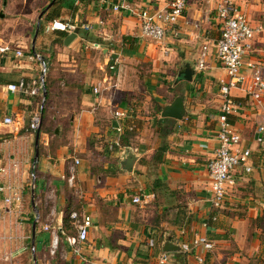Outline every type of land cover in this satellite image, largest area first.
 Instances as JSON below:
<instances>
[{"label":"crops","instance_id":"obj_1","mask_svg":"<svg viewBox=\"0 0 264 264\" xmlns=\"http://www.w3.org/2000/svg\"><path fill=\"white\" fill-rule=\"evenodd\" d=\"M11 1L2 0L0 8V48H8L0 52V186L10 188L0 195V264H156L162 254L165 264H198L197 254L201 264H264V138L256 130L264 99L256 104L239 89L230 90L236 110L228 122L239 135L238 149L249 151L250 172L234 169L224 209L209 220L214 210L205 165L217 147L218 90L227 81L215 58L220 26L214 4L188 0L175 34L153 41L140 36L136 14L160 10L166 0H63L57 20L87 30L78 28L64 44L67 34L43 30L48 8L32 44L47 0H33L30 10L24 0ZM236 4L251 26L264 13L250 0ZM252 43L253 52L242 60L244 75L247 64H264V36ZM202 47L204 68L198 71ZM113 54L119 55L116 88L95 95L92 87L109 74ZM34 55L46 66L42 102L6 89L38 79ZM186 65L189 80L182 76ZM177 98L181 118H162ZM34 112L41 119L36 133L28 130ZM116 113H122L119 120ZM4 118L11 123L3 124ZM126 150L134 158L129 170L120 164ZM14 194L18 201L3 202ZM70 213L91 221L78 255L63 237L72 230ZM51 230H58L54 248ZM195 235L210 240L212 250L183 253L181 242Z\"/></svg>","mask_w":264,"mask_h":264},{"label":"built area","instance_id":"obj_2","mask_svg":"<svg viewBox=\"0 0 264 264\" xmlns=\"http://www.w3.org/2000/svg\"><path fill=\"white\" fill-rule=\"evenodd\" d=\"M188 0H166L165 6L154 12L144 8L137 12L136 16L139 21L140 36L142 38L161 41L167 32L171 31L175 34L173 27L176 23L183 19L184 12ZM214 4L213 11L217 19L220 29L219 37L215 43V58L220 67L225 72L227 81L221 83L219 87L220 106L217 115L218 130L216 133L217 147L212 153V156L207 160L205 168L207 177L209 179V203L214 210V215L210 217V222H215L218 213L224 209L226 202V189L233 185L231 177L232 172L236 168H242L245 173L250 172V167L246 164L249 156L247 149H238L239 135L234 130L232 125L228 122L229 115L235 113L236 107L232 102L230 96L231 89H239L244 92L249 99L259 104L264 99V64L255 63L247 64L249 70L248 75L241 73L242 60L244 56L253 52V38L255 36H264V24L256 23L251 26L244 15L239 11L236 0H207ZM121 8L131 10L126 2H123ZM116 11L117 7H113ZM81 28L87 30L85 25L79 26L72 22H63L59 20H52L44 25V32H62L70 34L74 29ZM89 48L98 50L100 45L91 43L87 45ZM8 48H0V52L7 51ZM264 54V50L262 51ZM15 56H21L20 51H15ZM34 58L39 62V77L35 81L25 82L19 80L16 84L6 86L10 92L20 93L29 97H38L42 102V93L44 92L43 78L46 72L45 63L38 55ZM205 47L198 57L196 63V70L200 71L204 68ZM119 64V55L113 54L107 65L108 75L95 83L92 87L93 94H100L101 91H111L116 88L117 66ZM122 117V113H116L115 118L118 120ZM11 123L10 118H4L3 124ZM41 119L38 113L34 112L29 119L28 130L36 133L39 129ZM132 127H128L127 131H131ZM257 133L264 138V111L260 116V123L257 125ZM115 133L118 136L123 134L121 126L115 128ZM78 164L77 160L73 161V165L68 167V176L66 183L68 187H72L74 182L73 167ZM33 181V175H31ZM32 188V185H31ZM10 188L0 186V195L9 192ZM3 202L9 205L12 201H18L14 195L6 196L2 199ZM132 203H139L138 197H133ZM70 226L74 230L73 235H64V241L71 249L72 253L78 255L80 253V246L87 240V231L90 227V218L76 213L68 215ZM37 221L35 217L34 222ZM207 228V223L203 224ZM48 231V227L43 228ZM57 232L51 230V247L54 248L57 243ZM183 234V232H181ZM201 248V251L207 253L212 250L213 243L205 236L195 235L188 242H181L180 250L183 253H188L190 250ZM32 251V249H31ZM9 261V256H4L3 263ZM195 261L198 264L203 262L201 255L195 256ZM166 255H161L156 264H165Z\"/></svg>","mask_w":264,"mask_h":264},{"label":"water","instance_id":"obj_3","mask_svg":"<svg viewBox=\"0 0 264 264\" xmlns=\"http://www.w3.org/2000/svg\"><path fill=\"white\" fill-rule=\"evenodd\" d=\"M54 2V0H51L46 6L45 8L39 13L38 17H37V22H36V27H35V32H34V36L32 38V44L35 40L36 37V33H37V27L39 24V20L40 17L43 15V13L52 5V3ZM78 31V28L74 29L70 34H67L66 37L64 38V44H68L72 39H74V37L76 36ZM182 76L184 79L189 80L190 76H191V71L187 70V65L185 66V69L182 71ZM42 96L44 97L45 94L44 92L42 93ZM160 116L162 118H172V119H176L179 120L182 116V103H181V99L177 98L175 99L172 104L169 107H165L162 111ZM35 144H36V140H35ZM35 157H36V152H35ZM133 157L132 155L128 152V150H126V154L124 155L122 161H121V165L123 166L124 170H129L131 167V163L133 161ZM33 258V257H32ZM34 261V258H33Z\"/></svg>","mask_w":264,"mask_h":264},{"label":"trees","instance_id":"obj_4","mask_svg":"<svg viewBox=\"0 0 264 264\" xmlns=\"http://www.w3.org/2000/svg\"><path fill=\"white\" fill-rule=\"evenodd\" d=\"M51 0H47V4L50 2ZM69 1V0H68ZM80 1V0H79ZM46 4V5H47ZM64 5H63V0H54V2L52 3V5L49 7V9L45 12L44 14V19L43 21L44 22H49V21H52V20H57L58 17H59V10L61 8H63ZM45 8V7H44ZM42 8V10L44 9ZM40 10V11H42ZM40 23L38 24V27H37V32H39V29H40ZM62 33V32H60Z\"/></svg>","mask_w":264,"mask_h":264},{"label":"rangeland","instance_id":"obj_5","mask_svg":"<svg viewBox=\"0 0 264 264\" xmlns=\"http://www.w3.org/2000/svg\"><path fill=\"white\" fill-rule=\"evenodd\" d=\"M19 0H12L11 2H13V5H16L18 3ZM25 6L27 10H30L31 5H34L33 0H24ZM251 2H253L255 5L257 4L258 6H260L261 8H264V0H250ZM5 2V0H4ZM2 0H0V8L2 6ZM39 12L38 10H36V13ZM258 23L260 24H264V13L262 14V16H259L256 19ZM74 234V230L72 229L69 235H73Z\"/></svg>","mask_w":264,"mask_h":264}]
</instances>
